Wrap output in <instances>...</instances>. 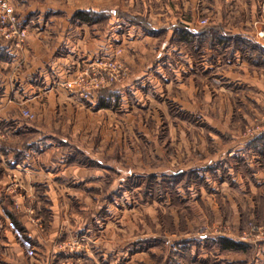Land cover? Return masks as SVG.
<instances>
[{"label": "rangeland", "instance_id": "1", "mask_svg": "<svg viewBox=\"0 0 264 264\" xmlns=\"http://www.w3.org/2000/svg\"><path fill=\"white\" fill-rule=\"evenodd\" d=\"M87 3L95 23L74 19L78 10L69 20L91 37L104 31L105 44L85 64L114 59L123 78L88 98L60 91L20 110L24 129L7 131L32 155L48 153L26 179L10 171L21 152L6 160L0 136V170L20 184L0 194L9 220L0 264H264V18L257 32L239 17L226 19L234 32H220L202 14L189 39L181 26L165 34L143 23L161 40L133 44L132 11ZM37 15L19 18L28 35L54 23ZM24 65L15 61L12 74ZM223 239L241 248L224 249Z\"/></svg>", "mask_w": 264, "mask_h": 264}, {"label": "crops", "instance_id": "2", "mask_svg": "<svg viewBox=\"0 0 264 264\" xmlns=\"http://www.w3.org/2000/svg\"><path fill=\"white\" fill-rule=\"evenodd\" d=\"M11 1L15 4L20 15L19 18L23 21L35 14H38L39 18L45 16L50 21V17H55L54 23L51 25L43 27L42 22H39V26L35 27V30H42L39 32L31 31L22 48L15 49L8 42H0V47L10 55V59L0 61V69L3 70H0V128L3 127L4 131L0 133L3 138L1 147L2 150L4 149L6 160L15 162L17 158H12L13 154H11L14 148L21 152L20 159L18 158L10 171L18 175L20 173L18 177L23 180L30 173H33L32 171H37V164L33 161L37 162L48 153L41 152L32 155V147L22 149L21 138L13 139L14 135L12 136L7 130H18L15 135L17 136L24 129L21 128L22 123L20 122V110L23 107L30 108L34 105L35 109H39L37 101L44 97L50 101L54 100L56 96L54 93L60 91L63 96V92H66L63 82L77 73L90 59L98 58L99 54L102 55L105 42L104 31L100 33L99 31H91L96 35L93 38L90 36L89 26L85 24L74 25L69 20L74 10L90 8L87 3L88 0H81L80 2H85V4H80L73 10H69L68 7L71 0H59L64 3L63 7L60 6L58 0ZM115 2H118L116 7L132 11L133 44L141 43L142 40L149 43L161 40L162 35L146 34L142 23L155 31L164 28L165 34H171L174 27L178 26L185 28L190 33V31H194V26L198 23L197 18L206 14L213 18L210 26H217L220 32H231L232 30L227 28L229 23H226V19L239 17L241 19L246 18L245 30L253 33V31L257 32L262 28L258 19L261 21L264 18V0H115ZM122 2H127L128 6ZM134 18L141 20V23H136ZM166 39H168V35ZM166 39L164 46L167 43ZM256 41H259L258 37H256ZM20 60H23L24 68L18 74H12V65L15 61ZM66 105L67 109L69 107L72 109L71 105ZM39 125L31 126V128L35 131L42 129ZM36 142L37 139H31L27 141L26 145L33 146ZM0 165L2 164L0 163ZM0 172V194L6 195L9 193L8 190H14L13 186L20 185L10 184L9 180L6 179V176L9 175L3 174L1 170ZM40 175H42L41 171ZM3 199L6 200L7 197L5 196ZM3 207L8 208V203L2 200L0 202V225L3 222L7 225L9 223L8 218L1 214ZM22 219H27L25 214H23ZM4 258L7 257L4 256Z\"/></svg>", "mask_w": 264, "mask_h": 264}, {"label": "built area", "instance_id": "3", "mask_svg": "<svg viewBox=\"0 0 264 264\" xmlns=\"http://www.w3.org/2000/svg\"><path fill=\"white\" fill-rule=\"evenodd\" d=\"M200 23L204 24L206 20L201 19ZM28 33V27L20 22L14 7L9 2L1 0L0 36L3 40L13 47L21 48ZM86 66L82 71L63 82L66 90L78 93L82 98H88L91 91L112 85L123 78L121 64L114 59L113 61L101 59V61ZM25 115L32 116L28 111H25Z\"/></svg>", "mask_w": 264, "mask_h": 264}, {"label": "trees", "instance_id": "4", "mask_svg": "<svg viewBox=\"0 0 264 264\" xmlns=\"http://www.w3.org/2000/svg\"><path fill=\"white\" fill-rule=\"evenodd\" d=\"M95 15H97L96 12L94 11H87V10H78L74 13V19H76L78 22L80 23H95L98 19V17H96ZM96 17V18H95ZM134 21L136 23H141V20L137 19V18H134ZM143 24V23H142ZM182 33V35L184 36V38H188L191 36L190 33L186 30H181L180 31ZM226 39L227 36H224ZM239 39H242L243 37L241 36H238ZM219 42H222L221 40H224L222 38H219ZM246 39V38H245ZM244 39V41H245ZM247 41V42H246ZM245 42L248 43L249 46H251V49L255 50L256 48H262L259 47V45L256 43H252V42H248V40H246ZM262 52H264V49L262 48ZM259 57H262L264 58V53H260L259 54ZM0 58L1 59H8V54L4 51V49H2L0 47ZM257 62V60H256ZM221 245L224 249H227V250H237V249H240L241 248V244L237 243V242H234L232 240H229V239H223L221 240Z\"/></svg>", "mask_w": 264, "mask_h": 264}]
</instances>
